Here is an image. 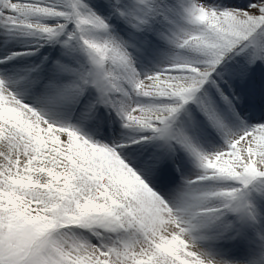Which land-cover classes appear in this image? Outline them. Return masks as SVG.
<instances>
[{"label": "snow or ice", "instance_id": "snow-or-ice-1", "mask_svg": "<svg viewBox=\"0 0 264 264\" xmlns=\"http://www.w3.org/2000/svg\"><path fill=\"white\" fill-rule=\"evenodd\" d=\"M0 29L27 45L0 56V264H264V0H0ZM101 107L120 142L84 131Z\"/></svg>", "mask_w": 264, "mask_h": 264}, {"label": "rangeland", "instance_id": "rangeland-1", "mask_svg": "<svg viewBox=\"0 0 264 264\" xmlns=\"http://www.w3.org/2000/svg\"><path fill=\"white\" fill-rule=\"evenodd\" d=\"M209 2H215L221 4L224 3L238 4L241 3L242 0H209ZM21 39L22 38H17V39L8 38L4 34L3 29H0V46L2 45V47L5 49V51H3V54H7L9 49L20 50L23 49L24 47H27V45L20 42ZM157 47L158 49L165 50V53H168L170 51L168 49V46L163 42H158ZM17 59L20 63H26L33 58L19 57ZM165 63H167V55L156 53L151 56L150 60H142L138 62L137 67L142 72L153 71L156 69L157 65H163ZM191 107H194V105H192ZM98 117H99V122H95V121L92 122L84 129V131H86L88 135H90L93 138V140L103 141L104 143H108L109 145H111L113 142H120L122 134L125 133L127 130L123 128L119 118L115 115V113L110 112L109 110L101 107L98 113ZM244 118L247 119L246 116ZM181 119H183V117ZM249 122L254 123L255 121L250 120ZM107 124H109L108 131L105 130ZM212 136L214 137V139L209 138L211 139V143H209L204 138H201L199 141L203 145V147L209 151L213 150L215 146H218L223 142L222 139L217 134H215V132L212 133ZM175 160H176V164L171 166L172 171L170 168V172L174 176L175 182L180 181V175H176V176L174 175L177 166H179V168L185 175H188V170L190 168L197 169L192 162V158L182 150L177 152ZM185 165H189V169L187 171H185L184 168ZM196 171L199 170L197 169Z\"/></svg>", "mask_w": 264, "mask_h": 264}]
</instances>
